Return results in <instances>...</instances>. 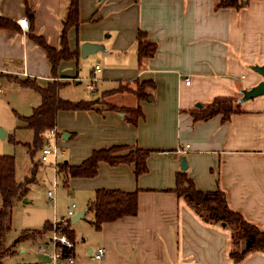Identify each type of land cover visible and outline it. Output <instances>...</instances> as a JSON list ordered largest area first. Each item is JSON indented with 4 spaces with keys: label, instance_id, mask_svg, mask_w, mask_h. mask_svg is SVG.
Returning <instances> with one entry per match:
<instances>
[{
    "label": "crops",
    "instance_id": "1",
    "mask_svg": "<svg viewBox=\"0 0 264 264\" xmlns=\"http://www.w3.org/2000/svg\"><path fill=\"white\" fill-rule=\"evenodd\" d=\"M216 2L79 0L80 23L67 32L69 48L78 56L61 60L53 74L45 49L29 33L58 48L67 0H0V16L14 23V28H0V103L29 115L40 104V95L9 77L28 78L40 86L58 80L66 82L64 87L80 78V59L88 58L100 66L97 84H115L97 98L141 108L136 123L129 122L125 112L104 107L56 112L58 156L70 164L112 145H124L120 153L135 147L150 150L148 170L141 175H135L132 163L100 161L93 177L62 181L65 198L84 211L73 228L68 225L76 264H264L261 250L233 261L224 225L204 222L172 190L184 157L185 170L198 189H222L232 209L264 229V93L248 96L264 81V0H249L239 9H215ZM20 18H26V29L18 24ZM139 31L156 43L154 55L140 63ZM84 42L103 49L82 57ZM134 80H153L152 94L137 100L129 91L111 92L127 83L134 88ZM218 96L235 97L239 112L227 120L221 114L194 120L191 110ZM58 174L54 172L56 183ZM99 188L137 190V213L105 222L99 230L91 223L93 217L86 228L78 226ZM53 213V218H68L64 212ZM51 218L48 214L40 227L25 229H39ZM48 237L47 231L35 239ZM100 246L103 257L92 259L91 251ZM43 257L33 263L51 264Z\"/></svg>",
    "mask_w": 264,
    "mask_h": 264
},
{
    "label": "trees",
    "instance_id": "2",
    "mask_svg": "<svg viewBox=\"0 0 264 264\" xmlns=\"http://www.w3.org/2000/svg\"><path fill=\"white\" fill-rule=\"evenodd\" d=\"M249 0H217L215 9L243 7ZM80 23L79 0H67L65 13L61 20L59 47L50 46L43 37L29 33L38 45L46 51L47 58L51 64L53 74L61 60L73 59L78 56L77 51H71L68 45L67 32L71 27H77ZM0 28H14V23L5 17L0 16ZM156 43L146 39V34L139 31L137 34V57L139 63L144 59L154 55ZM13 81L24 87L34 89L41 97V102L34 107L27 116H19L24 122V127L33 132V140L27 143L29 149L39 150L45 140V132L54 127L56 112L58 110H86L101 109L125 112L129 122L136 123L142 115L139 105L133 107L118 106L99 98L93 100L71 101L59 97V89L66 84L58 80H52L45 86H40L35 81L19 79L16 76L9 77ZM135 87H128V83L119 86L114 91H129L135 95L137 100L146 99L152 94L155 83L153 80H134ZM102 104V105H101ZM239 112V104L235 97L218 96L206 105L191 110L194 120H204L221 114L223 120H227L234 113ZM124 145H112L95 149L91 154L77 165L70 164L62 160L58 163V172L64 179L70 177H93L97 173L100 161L108 162L111 165L119 163H129L134 165L136 176L146 173L147 158L150 150L135 147L124 153ZM15 158L12 155H0V264L4 257L11 252V246L6 244L7 234L12 228L13 208L15 204L23 200L28 192V183L31 179H26L18 183L15 178ZM35 170V168H34ZM178 198H183L204 222L209 224L224 225L229 232V257L235 261H241L251 252L261 250L264 252V229L248 220L241 212L232 209L227 201L225 192L220 189L201 190L195 186L191 177L184 169L175 173V186L172 189ZM138 192L122 191L118 189H96L94 198L89 202L87 210L93 211V224L99 230L103 223L114 221L120 217L135 215L138 211ZM68 219H60L64 225L67 235L73 238V231L68 227ZM50 228V222L45 221L39 229L21 230L12 245L27 239H35L46 233ZM244 244L243 247L241 246ZM72 253V251H69Z\"/></svg>",
    "mask_w": 264,
    "mask_h": 264
},
{
    "label": "rangeland",
    "instance_id": "3",
    "mask_svg": "<svg viewBox=\"0 0 264 264\" xmlns=\"http://www.w3.org/2000/svg\"><path fill=\"white\" fill-rule=\"evenodd\" d=\"M79 64L80 78L71 80L69 84L62 87L58 95L64 99H83L90 100L100 96L101 91L107 87H113L112 82L108 86L97 84V90L91 91L86 89L87 78L92 76V69L96 65L89 61L88 58L80 59ZM99 65V64H98ZM106 87V88H105ZM20 114L16 113L12 106L0 103V130L5 132V136H0V155H12L15 158V178L18 183L24 182L26 179H31L28 183V192L26 197L17 202L13 208L12 228L6 237V244L11 246V252L7 254L2 264H34L36 260L44 259L42 255H38L27 249L26 242H18L12 245L21 230L27 227H40L42 220L48 214L54 216L53 212H64L67 216L68 206L74 200L68 202L65 198L63 190L64 176L58 174L57 188L55 189V199L51 201L47 197V191L53 189L54 169L50 162L40 161V150L29 149L27 143H31L33 139L32 132L25 128H17L24 126V122L20 119ZM60 151V147L58 146ZM58 162L62 161V157L58 156ZM43 164H41V163ZM34 164L37 168L34 170ZM26 200V202H24ZM76 203V202H75ZM1 204V197H0ZM75 212L81 211L76 204ZM56 215V213H55ZM93 217V211L87 210L86 215L77 223L83 228L87 227V223ZM51 218V219H52ZM72 217H68V225L73 228L74 223L71 221ZM78 234V232H77ZM83 240L79 234V244Z\"/></svg>",
    "mask_w": 264,
    "mask_h": 264
},
{
    "label": "built area",
    "instance_id": "4",
    "mask_svg": "<svg viewBox=\"0 0 264 264\" xmlns=\"http://www.w3.org/2000/svg\"><path fill=\"white\" fill-rule=\"evenodd\" d=\"M18 24L23 29L27 28L26 18L18 19ZM100 70V66L96 64L93 68V75L89 77L86 84V89L94 91L96 89V84L98 81L97 72ZM185 83L189 84V78H185ZM3 92L2 86H0V94ZM59 135L55 127L48 130L45 137L44 143L40 148V161L50 162L53 165L55 174L58 172V142ZM57 188V183L54 180L53 189L47 191V197L49 200L54 201L55 199V189ZM75 203H71L68 210L67 216L72 217L75 214L74 211ZM49 237L47 240L29 239L27 243V249L35 252L38 255L47 256L51 264H76V258L73 253L75 247V242L71 239L66 231L64 230V225L60 223L59 218H53L50 222V228L48 230ZM104 248L98 247L91 251L90 257L94 260H100L104 255Z\"/></svg>",
    "mask_w": 264,
    "mask_h": 264
},
{
    "label": "water",
    "instance_id": "5",
    "mask_svg": "<svg viewBox=\"0 0 264 264\" xmlns=\"http://www.w3.org/2000/svg\"><path fill=\"white\" fill-rule=\"evenodd\" d=\"M99 49H103V46L101 44L91 43V42H84L80 46V55L82 57H84V56H87L90 53H95ZM261 73L264 76V69L261 71ZM261 93H264V81L261 84H259L256 88H254L253 90H251L248 93V96H254L256 94H261ZM197 106L200 107L201 104H197ZM4 135H5L4 131L3 130H0V136L3 138ZM186 168H187V162H186L185 158L182 157L181 158V169L184 170ZM83 213H84V211L76 212L72 216L71 221L72 222H75L77 219H79L83 215Z\"/></svg>",
    "mask_w": 264,
    "mask_h": 264
}]
</instances>
